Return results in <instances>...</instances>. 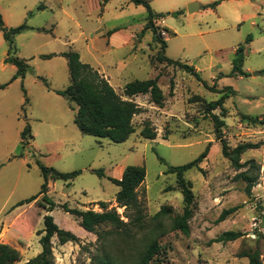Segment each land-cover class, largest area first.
<instances>
[{"label": "rangeland", "instance_id": "rangeland-1", "mask_svg": "<svg viewBox=\"0 0 264 264\" xmlns=\"http://www.w3.org/2000/svg\"><path fill=\"white\" fill-rule=\"evenodd\" d=\"M195 1L201 8L190 13L189 4ZM215 1L220 0H149L159 27L168 32L166 56L196 67L209 86L236 89L225 102V117L220 108L214 110L227 124L223 132L229 144L263 141L264 123L252 124L245 116L264 120V0H221L216 7L208 6ZM0 13L8 29L28 25L13 36L11 49L0 31V85H5L0 89V244L9 243L20 251L15 264H24L42 251L38 232L45 227L46 214L79 236L77 243L52 239L54 264H92V258L104 251L103 242L62 204L103 211L99 202L105 201L108 209L116 208L127 220L125 208L116 201L120 187L111 177L120 178L128 165L146 167L139 188L146 218L132 227L131 237L109 235L105 250L133 262L157 239L165 247L161 264H251L242 254L254 251L264 264V145L242 155L243 162L254 158L261 164L249 195L246 182L236 177L240 171L222 153L212 115L205 112L206 104L221 94L177 66L158 64L156 70L146 49L134 50L132 44L118 47L131 32L141 31L149 14L146 6L131 0H0ZM114 28L119 34L108 43ZM146 44L144 38L142 45ZM240 45L245 46L248 75L219 78L220 73L231 72ZM70 47L83 61L102 65L121 94L128 82L155 78L160 71L164 106L153 104L147 94L134 97L143 112L134 117L136 131L124 142L82 133L75 123L77 105L55 91L70 84L68 61L60 54ZM52 53L57 55L42 57ZM8 56L25 60L24 76L14 78L18 66L7 62ZM146 121L156 129V139L141 135ZM27 126L33 138L28 133L23 139ZM208 146L209 154L199 167L184 173L194 192L190 233L184 234L172 229V218L183 213L186 204L177 174L167 170L194 161ZM41 164L61 172L77 170L79 175L69 181L50 178L49 200L41 195L16 206L40 193ZM98 169L106 174L98 175ZM50 202L56 204L52 210ZM235 206L237 211L219 221L225 210ZM163 207L169 212L157 216ZM110 229L101 227L102 232ZM229 230L244 235L213 241Z\"/></svg>", "mask_w": 264, "mask_h": 264}, {"label": "trees", "instance_id": "trees-1", "mask_svg": "<svg viewBox=\"0 0 264 264\" xmlns=\"http://www.w3.org/2000/svg\"><path fill=\"white\" fill-rule=\"evenodd\" d=\"M108 1V0H106ZM137 5H144L148 8L149 14L147 17L146 29H151L154 32V41L159 44V50L155 56L152 57V63L157 64L161 62L167 65L177 66L184 71L194 75L199 81H202L207 88L213 92L221 94L216 100L210 101L206 104L205 112L212 115L215 124V133L217 141L222 145V153L224 157L231 161L233 167L240 171L237 174V179H243L246 182V192L251 195L253 188L256 186L260 177L261 164L254 158L243 162L242 155L250 149H256L264 145V140L259 142H240L235 147H232L227 138L224 136L223 128L227 125L225 120L219 114H215L214 110L220 108L222 110V117H225L226 100L236 93L233 86H224L216 88L209 86L204 82L200 72L196 67L184 63L180 60H174L166 56V48L168 46L167 40L162 35V29L156 25L155 19L158 18L149 0H132ZM220 1H215L210 4L211 7H216ZM26 23L8 29L2 14L0 13V31L4 32L5 38L10 43V49L13 45V36L24 29H27ZM252 38L248 37L247 42ZM55 53L44 54L42 57L51 58ZM62 56L68 60L69 73L71 83L63 90H55L58 94L63 95L70 102L77 105L75 114V123L78 125L82 133L94 135L97 137L109 138L114 142H124L136 131L134 124V117L143 112L142 106L135 101L134 97L138 95H150L151 102L158 107H163L166 94L159 85L160 75L150 79H136L128 82L123 93H119L115 87L96 69L88 63H84L79 52L70 49L61 53ZM7 62H11L18 66V71L14 78L20 75H25L26 62L19 57L6 58ZM245 61V46L240 45L235 52L233 60V67L231 72L226 75L221 74L219 77L231 76H246L248 73L244 69ZM49 86V83L45 80ZM172 87L174 81L172 80ZM5 85H0V89ZM174 90L171 91L173 93ZM252 124L264 123V120L259 117L245 116ZM30 134V128L27 126L22 132L23 139ZM141 135L146 139H156L157 131L151 125V121H146ZM209 154V146L207 149L194 161L184 165H170L167 173H176L178 176L177 187L184 196L185 209L183 213L177 214L172 218V229L179 230L184 234L190 233L189 222L193 217L194 211L191 209V204L194 200V192L192 182L187 180L184 173L192 168L199 167V163ZM44 177V183L39 194L20 201L16 206L24 205L33 202L42 195V199H48L47 194L49 187V179H63L66 181L72 180L79 175V171L61 172L53 167L40 165ZM96 173L104 176L105 170L98 169ZM145 165H128L121 178L111 177V180L116 183L120 189L116 196L118 206L124 207L123 219L116 208L108 209L105 201H100L99 204L104 209L103 211H96L93 209H81L78 207H70L67 203L62 204L64 210L79 219V223L87 231L95 233L98 241L103 242V252L95 255L92 258V264H161L162 253L165 247L159 243L157 239L152 240L147 244L145 249L139 254L137 260L128 262L122 255L112 254L109 250H105V243L109 235L114 233L122 234L126 237L132 236V227L141 224L146 218L145 207L139 195V188L146 179ZM171 189V188H169ZM56 204L50 202L49 210H52ZM45 206V205H42ZM239 206L232 207L225 210L219 221L225 220L230 214L237 211ZM169 212L166 207L161 208L157 216L165 215ZM45 227L38 233L41 234L40 242L42 251L35 257L31 258L24 264H54V246L52 239L57 237L61 244L68 242H79V236L73 231L60 227L55 218L51 214L44 216ZM103 225L111 226V229L102 232ZM244 234L240 231L229 230L223 232L220 236L215 238V242H226L239 239ZM20 251L14 248L9 243L0 244V264H15L20 259ZM242 256L248 257L251 264H262L259 258V252H243Z\"/></svg>", "mask_w": 264, "mask_h": 264}, {"label": "crops", "instance_id": "crops-1", "mask_svg": "<svg viewBox=\"0 0 264 264\" xmlns=\"http://www.w3.org/2000/svg\"><path fill=\"white\" fill-rule=\"evenodd\" d=\"M109 1V0H108ZM132 1V0H131ZM133 2V1H132ZM196 2V1H195ZM134 3V2H133ZM135 4V3H134ZM211 4V3H210ZM210 4L208 5L210 7ZM206 6V7H208ZM200 8H201V4H200ZM199 8V9H200ZM146 23H147V19L145 21V23L142 24V29L140 32H131L130 36L127 35V39H126V43H123V42H120V43H117L118 44V47H123L127 44H132L133 45V49L134 50H144L146 49L148 52H149V59L152 63V57L155 56L159 50V44L154 41V32L151 30V29H146ZM155 23L156 25H158L159 21H158V18L155 19ZM159 26V25H158ZM162 30H165V28H162ZM111 34V35H110ZM117 34H119V29L118 28H114L113 30H110L109 31V36L106 38L108 43H111V36H116ZM166 37H164L165 39L168 38V32L166 31ZM144 38L147 39V44L146 45H142L143 44V41H144ZM70 49H73V47H70ZM69 49V50H70ZM75 50V49H74ZM77 51V50H76ZM65 52V51H64ZM78 52V51H77ZM154 52V53H153ZM63 53V52H62ZM57 54V53H56ZM61 54V53H60ZM80 54V53H79ZM137 55V54H135ZM80 58L82 60V56L80 54ZM68 61V60H67ZM83 61V60H82ZM84 63H87L85 61H83ZM89 65H91L94 69H96L100 74H102L110 83H111V75H107L106 71H105V68L102 66V65H98L95 66L93 64H90L88 63ZM161 65L162 67H166L167 64H164V63H161V62H157V64H153L152 65L156 68V70H158L157 68V65ZM69 68V66H68ZM197 69V68H196ZM223 74V75H226L224 73H220L219 76ZM160 75V71L158 72L157 71V75L158 76ZM69 76H70V73H69ZM218 76V77H219ZM242 77V76H240ZM161 78V77H160ZM220 78V77H219ZM136 80V79H135ZM142 80V79H141ZM160 80V79H159ZM48 82V81H47ZM131 82V81H130ZM49 83V82H48ZM70 83H71V79H70ZM70 85V84H69ZM68 85V86H69ZM50 86V85H49ZM67 86V87H68ZM66 87V88H67ZM55 90V89H54ZM57 90H62V89H57ZM148 95V94H147ZM137 97V96H136ZM142 105V104H141ZM121 178V177H120Z\"/></svg>", "mask_w": 264, "mask_h": 264}, {"label": "water", "instance_id": "water-1", "mask_svg": "<svg viewBox=\"0 0 264 264\" xmlns=\"http://www.w3.org/2000/svg\"><path fill=\"white\" fill-rule=\"evenodd\" d=\"M200 4L198 2H192L189 4V12L193 13L199 10Z\"/></svg>", "mask_w": 264, "mask_h": 264}, {"label": "built area", "instance_id": "built-area-1", "mask_svg": "<svg viewBox=\"0 0 264 264\" xmlns=\"http://www.w3.org/2000/svg\"><path fill=\"white\" fill-rule=\"evenodd\" d=\"M166 34V31L165 30H162V35H165Z\"/></svg>", "mask_w": 264, "mask_h": 264}]
</instances>
